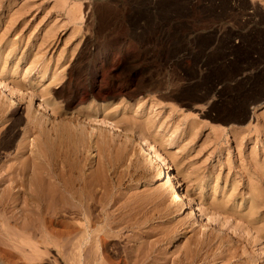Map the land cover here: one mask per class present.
<instances>
[{
	"label": "rangeland",
	"instance_id": "1",
	"mask_svg": "<svg viewBox=\"0 0 264 264\" xmlns=\"http://www.w3.org/2000/svg\"><path fill=\"white\" fill-rule=\"evenodd\" d=\"M216 5L214 0H0V81L18 94L0 92V197L10 190L19 197L0 204V264L78 260L76 250L67 255L48 249L44 192L37 190L42 185L23 182L33 173V162L45 167L43 141L61 124L66 129L57 133L64 140L60 159L76 161L83 177L89 176L90 196H96L92 216L98 221L91 227L101 225L103 212L120 224L124 220L112 230L115 237L102 243L101 262L264 264L259 220L264 189L254 188L264 180L249 179L252 173L243 163L252 158L253 143L240 151L231 132L246 130L257 150L264 139V0H223V9L215 11ZM105 119L115 127L100 128ZM139 137L160 155L163 168L172 169L211 228L196 220L190 228L194 217L173 214L168 196L150 192L135 144ZM37 148L41 155L35 160ZM23 163L25 178L17 173L10 184L8 168H25ZM27 190L37 193L36 207ZM254 193L262 196L254 200L260 212L251 217ZM32 207L44 215L31 211L32 216ZM83 218L71 215L65 221L79 228L88 222Z\"/></svg>",
	"mask_w": 264,
	"mask_h": 264
},
{
	"label": "bare ground",
	"instance_id": "2",
	"mask_svg": "<svg viewBox=\"0 0 264 264\" xmlns=\"http://www.w3.org/2000/svg\"><path fill=\"white\" fill-rule=\"evenodd\" d=\"M209 1V0H207ZM217 2V5L215 6V11L217 9H223V0H214ZM251 1V0H250ZM206 2V1H205ZM211 2V1H210ZM237 3V2H236ZM155 4V3H154ZM213 4V3H212ZM226 4V3H225ZM153 6V5H152ZM235 8V7H234ZM152 9V8H151ZM232 10V9H231ZM220 12V11H219ZM57 43V42H56ZM16 75V74H15ZM17 90V89H16ZM141 90V89H140ZM0 92H4V94L6 93V95H10L11 98L14 97L16 93V91L13 90V88H11L10 86H5L3 85V83H1L0 81ZM18 95V94H17ZM8 96V97H10ZM17 97V96H16ZM17 99V98H16ZM243 99V98H242ZM10 100V99H9ZM31 100V99H30ZM45 102V101H44ZM42 104V103H41ZM252 104V103H251ZM10 105H13V101L10 100ZM40 106V103L38 104ZM47 105H51L49 103H47ZM47 105H45L47 107ZM2 106V105H1ZM44 106V105H43ZM60 106V105H59ZM10 107V106H9ZM42 108V107H41ZM39 108V109H41ZM48 108V107H47ZM2 109V108H1ZM38 109V110H39ZM55 108L52 107L51 105V113L54 115H58V112L54 110ZM107 109V108H106ZM49 110V109H48ZM102 111V110H100ZM105 111H108V110H105ZM245 111V110H244ZM99 112V111H98ZM104 112V110H103ZM102 114V113H101ZM115 114V113H114ZM228 115V114H227ZM246 115V114H245ZM127 116V115H126ZM52 117V116H51ZM65 117V116H64ZM249 117V116H248ZM76 118V117H75ZM77 119V118H76ZM81 119V118H80ZM34 120V119H33ZM74 120V119H73ZM72 120V121H73ZM108 120V119H107ZM28 121V120H27ZM102 121V119H101ZM99 121V122H101ZM65 122V121H64ZM15 123V122H14ZM30 123V122H29ZM33 124L35 122H32ZM70 124V123H68ZM68 124L66 126H68ZM39 125V124H38ZM71 125V124H70ZM80 125V124H79ZM100 125H104L103 128L105 129H109V128H113L115 127L110 121H103L102 124H99L98 126L100 128H102V126ZM116 125V124H115ZM264 125V124H263ZM59 126V125H58ZM64 125L61 124L59 127H55L53 129H51L50 131V134L47 133L48 135H46V138L44 139V143L42 144V146L44 147L43 148V151L45 152L44 153V156H46V158H43V160H45V164L44 162H42L45 167L42 168L40 166H38L37 163L36 165L33 164V160L32 158L30 159L31 160V163L32 165H34V168H32V171L33 173H29L33 176L30 175L29 178H26L25 181H23L24 179H21L23 182H27V186L28 187H32V188H37L36 186H41L42 185V189H37L41 192H44V195H40L41 192H39L38 194L43 197L44 199V203H42L45 207H42L44 208L45 210V216H46V226L43 228L42 231H44V237H45V242H46V245L50 248L48 249H56V251H58L59 253H68L67 255H69V253L73 255V252L74 250L77 251V254L79 255V257H77L78 260H76V262L72 261L74 264H105V260L103 262H101V259L103 258H99L98 255H100V251L99 250H103L102 248V243L108 239V238H112V234H113V238L115 237L114 235V232L112 233V230L115 229V228H118L119 226H121V224H124V220H122L123 222L120 224L119 220L118 219H115L113 216H111L112 214L111 213H105L103 212L104 214H100V216H102L101 218V225H99L98 227L97 226H94V228H92V222L96 223L98 221V219L96 220L94 216H92V214H94L92 211L95 207V204H97V201L96 203H94L95 201V197L93 194H92V197L90 196V194L92 192H88V186L87 185V182H88V177L86 178L83 177V174L85 175V173H83L81 171V167L78 168L79 166H77V163L75 161V163H68V161H66L65 159L61 158L60 159V156L62 153L61 152V148L59 149L58 147L61 145V143L64 142H61V140L59 139L60 137L57 135V133L59 131H61L60 133H63L65 130V126L63 127ZM73 126V125H72ZM234 126V125H233ZM83 127V126H82ZM95 128V126H93ZM118 127V126H117ZM76 128V127H74ZM79 128V127H78ZM84 128V127H83ZM80 127V130L83 129ZM90 129V131H87V133L89 132V135H92L93 134V129ZM97 128V127H96ZM95 128V129H96ZM259 128V126H258ZM66 129V128H65ZM85 129V128H84ZM257 129V128H256ZM261 129V128H260ZM31 130V129H30ZM69 130V129H68ZM71 131V130H70ZM246 131V130H245ZM245 131L243 130H238V129H232V134H233V138H234V142H236V145H237V149H241L244 148L245 144L246 143H253L250 151V157L251 155H255L256 152H258V157H253L250 158V160L247 159V157L245 158L244 157V161L243 163L245 164L244 166H248L247 169L250 171V173H252V176L250 174L249 176V179L251 177L253 178H258L260 177V180H264V139L262 140V143H261V146L260 148L257 150L256 149V145H257V142L255 141V138L253 137L252 139L249 138L247 139V137L249 136H245ZM260 131V130H259ZM258 129L256 130V132H259ZM247 132V131H246ZM69 133V131H68ZM72 133V131H71ZM100 132H98L99 134ZM126 133V132H125ZM64 134V133H63ZM62 134V135H63ZM248 134V133H247ZM263 134V133H262ZM61 135V134H59ZM66 135V134H65ZM101 135V133H100ZM127 135V134H126ZM68 136V135H67ZM84 136V134H83ZM97 135H95L96 137ZM102 136V135H101ZM123 136H124V133H123ZM254 136V134H253ZM11 137V136H10ZM38 137V136H37ZM62 137V136H61ZM71 137V136H70ZM130 137V136H129ZM129 137H125L127 140L130 141V138ZM256 137V136H255ZM97 138V137H96ZM100 138V137H99ZM123 138V137H122ZM69 139V138H68ZM104 139V138H103ZM134 139V138H133ZM132 139V141H133ZM82 140V139H81ZM98 140V139H97ZM101 140V139H100ZM76 141V140H75ZM102 141V140H101ZM131 141V142H132ZM7 142V141H6ZM38 142V140H37ZM77 142V141H76ZM86 142V141H85ZM95 142V141H94ZM99 142V140H98ZM126 142V141H125ZM256 142V143H255ZM8 143H9V140H8ZM36 143V142H35ZM34 143V144H35ZM110 143V142H109ZM134 143V142H133ZM132 143V146L135 147L134 145L137 144V147L139 146V148H141L142 150V166L148 170V173L149 175L147 177H149V180H148V187H151V191L150 192H155V191H160L161 193L165 194V197H167L168 199V202L169 204L171 205V208L173 210V214L174 212L176 213V215L178 214L179 216H183L185 215L186 216H190V219L191 217L193 218L194 221H188L190 228L192 227L193 229V225L195 224L196 226V221L199 222V221H202V222H206L204 224L205 227H209L210 224L208 223L210 221V218L208 217V215H205V214H201L199 212V206L196 205L195 203L192 202V199L188 200V198L186 197L185 193L181 190L180 188V185L176 182V176L174 175V173L172 172V169L168 166V164H165L164 168L163 166L160 164V155H158V153H156V151H154L150 145L146 142V140L142 139V138H138V140H135V144ZM7 144V143H6ZM56 144L58 145L56 147ZM94 144V143H93ZM260 144V143H259ZM70 145V144H69ZM96 145V143H95ZM27 146V145H25ZM34 146V145H33ZM32 146V147H33ZM36 146V145H35ZM67 146V145H66ZM88 146V145H87ZM98 146V145H97ZM104 146V145H103ZM102 146V147H103ZM31 147V148H32ZM37 147V146H36ZM40 147V146H39ZM62 147V145L60 146ZM106 147V146H105ZM110 147V146H109ZM41 148V147H40ZM58 148V149H57ZM64 148V146H63ZM100 148V147H99ZM64 149H67V148H64ZM73 150V147L70 148ZM123 149V148H122ZM26 150V149H25ZM35 150V149H34ZM86 150V149H85ZM103 150V149H102ZM244 150V149H242ZM23 151V150H22ZM38 153H35L34 156H35V160L39 157V154L41 153L39 151V148H37ZM81 151V150H80ZM239 151V150H238ZM248 151V150H247ZM106 152V151H105ZM130 152V151H129ZM70 153V152H69ZM104 153V152H103ZM244 153V152H243ZM33 154V153H32ZM38 154V156H37ZM60 154V156H59ZM65 154V153H64ZM63 154V155H64ZM74 154V153H73ZM127 154V153H126ZM240 154V153H239ZM41 155V154H40ZM75 156L77 154H74ZM243 155V154H242ZM32 156V157H34ZM41 157V156H40ZM63 157V156H62ZM67 158V156H65ZM72 157V156H71ZM242 157V156H241ZM249 157V156H248ZM261 157V158H260ZM74 158V157H73ZM141 157L139 156V159ZM240 158V157H239ZM18 159V158H17ZM40 159V158H38ZM60 159V160H59ZM68 159H70L69 155H68ZM76 159V157H75ZM78 159V157H77ZM76 159V160H77ZM82 159V158H81ZM80 159V161H81ZM263 159V160H262ZM71 160V159H70ZM74 160V159H73ZM102 160V159H101ZM137 160V159H136ZM242 160V159H241ZM38 161V160H37ZM61 161V162H59ZM79 161V159L77 160ZM83 161V160H82ZM109 161V160H108ZM123 161V160H122ZM141 161V160H139ZM29 159L25 162L26 164H28ZM73 162V161H72ZM94 162V161H93ZM114 162V161H113ZM116 162V161H115ZM163 161H161L162 163ZM23 163V164H25ZM30 163V164H31ZM68 163V164H67ZM102 163V162H101ZM165 163V161H164ZM242 163V164H243ZM25 164V168H24V165H20L22 168L21 169H17L16 167L14 166H10L8 168L9 170V174L13 177H11V179H9L10 181V184L12 183H15V180H18V179H15L14 177H18L16 174H20L22 176H25L26 175H23L24 174V171L26 170V165ZM104 164V163H103ZM115 164V163H114ZM241 164V165H242ZM78 165H79V162H78ZM137 165V163H136ZM135 166V165H134ZM1 167V166H0ZM18 167V166H17ZM29 167V166H28ZM180 167V166H179ZM4 168V167H3ZM101 168V167H100ZM7 169V168H6ZM25 169V170H24ZM84 169V168H83ZM103 169V168H102ZM31 170V169H30ZM36 170V171H35ZM110 170V169H109ZM183 170V169H182ZM240 170V169H239ZM27 171V170H26ZM31 171V172H32ZM101 171V169L99 170ZM106 171V169H105ZM184 171V170H183ZM248 171V172H249ZM261 172L260 175H258L259 173L257 172ZM228 172V171H227ZM26 173V172H25ZM246 173V172H245ZM21 176V177H22ZM29 176V175H27ZM91 176V175H90ZM20 177V176H19ZM20 177V178H21ZM92 177V176H91ZM95 177H97L95 175ZM4 179V178H3ZM88 179V180H86ZM103 179V178H102ZM91 180V178H90ZM100 180V179H99ZM104 180V179H103ZM212 180V179H211ZM4 181V180H2ZM96 181V179H95ZM8 182V183H9ZM39 182V183H37ZM262 182V181H261ZM28 183L30 185H28ZM90 184V182H88ZM96 183V182H94ZM102 183V182H100ZM263 183V182H262ZM256 184L257 186H254V188H259L262 190L264 189V185L263 184ZM9 184V185H10ZM92 184V183H91ZM20 185V184H19ZM97 185V184H96ZM25 186V185H24ZM26 186V188H28ZM12 186L10 185V188ZM93 187V185L91 186V188ZM98 187V186H97ZM15 188H18V187H15ZM24 188V187H23ZM250 188V187H249ZM251 188H252V185H251ZM13 189V188H11ZM98 189V188H97ZM100 189V188H99ZM25 190V189H24ZM111 190V189H110ZM148 190V189H147ZM237 190V189H236ZM254 190V189H253ZM261 190V192H262ZM29 191V193H24L25 196H27L28 198V195H30V198H34V201L33 199H30L34 202V206L36 207V204H38L40 201H39V198L36 194H33L35 193V191L33 192H30V190H27ZM99 191V190H98ZM258 191V189H257ZM4 192V191H3ZM9 191H5L4 193H7ZM16 192V191H15ZM26 192V191H25ZM37 192V191H36ZM1 193V192H0ZM10 193L11 194H4L2 193V196L0 197V204H2L3 206L5 205V202L8 201V202H11L12 204L15 203L17 200H18V195H14L12 194L11 190H10ZM18 193V192H17ZM23 194V196H24ZM28 194V195H27ZM157 194V193H156ZM160 194V193H159ZM162 194V195H163ZM112 195V194H111ZM7 196V197H6ZM94 196V198H93ZM188 196V195H187ZM250 196V199L252 198V201H250V205H252L253 209L251 211V217H253L254 215L256 216V214H258L259 211V206L258 204H255L254 203V200L256 198H259V196L261 197V193L258 195H256L255 193L254 194H249ZM189 197V196H188ZM25 198V197H24ZM85 198H87L89 200L90 203H86L85 201ZM102 198V194H101V197H99V199ZM107 198V197H106ZM152 198V197H151ZM150 198V199H151ZM38 202H37V200ZM129 199V198H128ZM133 199V198H132ZM145 199V198H144ZM30 200H27L26 201H30ZM97 200H98V197H97ZM35 201L37 202L35 204ZM99 204L101 203L100 200H98ZM109 201V200H108ZM148 201V200H147ZM150 201V200H149ZM155 201V200H154ZM166 201V200H165ZM258 201V200H257ZM25 202V203H27ZM31 202V201H30ZM33 202H32V205H33ZM93 202V204H92ZM115 202V201H114ZM152 202V201H151ZM263 203V202H262ZM21 204V203H20ZM149 204V203H148ZM261 204V203H260ZM27 205V204H26ZM31 205V203H29V206ZM98 205V204H97ZM125 205V204H124ZM249 205V203H248ZM38 206V205H37ZM108 206V204H107ZM122 206V205H121ZM127 206V205H126ZM39 207V206H38ZM37 207V208H38ZM41 207V206H40ZM109 207V206H108ZM112 207V206H111ZM119 207V206H118ZM261 207V206H260ZM8 209V208H7ZM16 209V208H15ZM35 209V208H34ZM33 207H32V210L30 209L29 213L32 211L34 214H37L36 216H38L39 214H42L44 215V212H42L40 209H38V212L35 210V213L33 210ZM121 209V208H120ZM123 209V208H122ZM134 209V208H133ZM139 209V208H138ZM163 209V208H162ZM18 210V208H17ZM102 210V209H100ZM106 210V209H105ZM115 210V209H114ZM160 210V209H159ZM171 210V211H172ZM1 211V210H0ZM28 211H26V213H28ZM41 211V212H40ZM7 212V211H6ZM121 212V211H120ZM150 212V211H149ZM152 212V211H151ZM28 213V214H29ZM33 213L31 214L33 216ZM159 213V212H158ZM162 213V212H161ZM204 213V212H203ZM211 213V212H210ZM263 213L262 211L259 213L260 214V218L259 220L261 221H264V214H261ZM25 214V213H24ZM152 214V213H151ZM166 215L168 213H165ZM11 215V214H10ZM29 215V217L31 216ZM71 215H74V216H77V215H80V216H83L85 218L86 216V219L88 220V222H86L85 224H82L81 227H77V226H73V225H70L69 223H67L65 220L66 218H70ZM96 215V214H95ZM124 215V214H123ZM134 215V214H133ZM156 215V214H155ZM22 216V215H21ZM24 216V215H23ZM22 216V217H23ZM149 216V215H148ZM169 216V215H168ZM178 216V217H179ZM21 217V218H22ZM28 217V216H27ZM40 217V216H39ZM89 217H90V220L89 221ZM120 217V216H119ZM122 217V216H121ZM161 217V216H160ZM164 217V216H163ZM80 218V217H79ZM84 218L82 220H84ZM14 219V218H13ZM23 219V218H22ZM27 219V218H26ZM36 219H39L36 217ZM100 219V218H99ZM137 219V218H136ZM148 219V218H147ZM189 219V218H188ZM40 220V219H39ZM80 220V219H79ZM118 220V221H116ZM196 220V221H195ZM37 221V220H35ZM78 221V219H77ZM81 221V220H80ZM85 221V220H84ZM212 221V220H211ZM28 222V220H27ZM130 222V221H129ZM138 222V221H137ZM200 222V224L202 223ZM9 223V222H8ZM93 223V224H94ZM218 223V222H217ZM1 224V223H0ZM81 224V223H80ZM129 224V223H128ZM198 224V223H197ZM4 225V224H3ZM139 225V224H138ZM123 226V225H122ZM128 226V225H127ZM200 226V225H199ZM198 226V227H199ZM203 226V225H202ZM253 226V225H252ZM9 227V226H8ZM33 227V226H32ZM149 227V226H148ZM185 227V226H184ZM4 228V227H3ZM37 229V227H35ZM202 228V227H200ZM211 228V226H210ZM216 228V227H215ZM222 228V227H221ZM263 228V227H262ZM33 229V228H32ZM128 229V228H127ZM198 229V228H197ZM202 229H205V228H202ZM201 229V231H202ZM207 229V228H206ZM5 230V229H4ZM30 230V229H29ZM119 230V229H118ZM129 230V229H128ZM140 230V229H139ZM209 230V229H208ZM219 230V229H218ZM222 230V229H220ZM3 231V230H2ZM117 231V230H116ZM133 231V230H132ZM175 231V230H174ZM252 231V230H251ZM28 232V231H27ZM36 232V231H35ZM181 232V231H180ZM203 232V231H202ZM216 232V231H214ZM220 232V231H219ZM10 233V232H9ZM125 233V232H124ZM131 233V232H129ZM134 233V231H133ZM248 233V232H247ZM255 233V232H254ZM29 234V233H28ZM42 234V233H41ZM167 234V232H166ZM38 235V234H37ZM191 235V234H190ZM202 235V234H201ZM204 235H205V232H204ZM239 235V234H238ZM28 236V235H27ZM162 236V235H161ZM168 236V235H167ZM137 237V236H136ZM171 237V236H170ZM207 237V236H206ZM215 237V236H214ZM257 237V236H256ZM124 238V237H123ZM129 238V237H127ZM140 238V237H139ZM211 238V237H210ZM42 239V238H41ZM259 239V238H258ZM44 240V238H43ZM132 240V239H131ZM248 240V239H247ZM123 241V240H122ZM128 241V240H127ZM241 241V240H240ZM44 242V241H43ZM125 242V241H124ZM162 242V241H161ZM197 242V241H196ZM200 242V241H199ZM229 242V241H228ZM248 242V241H247ZM250 242V241H249ZM107 243V242H106ZM220 243V242H219ZM41 244V243H40ZM157 244V243H156ZM195 244V243H194ZM227 245V244H226ZM134 246V245H133ZM186 246V245H185ZM203 246V245H202ZM207 246V245H206ZM228 246V245H227ZM107 247V246H106ZM135 247V246H134ZM149 247V245L147 246ZM153 247V246H152ZM189 247V246H188ZM197 247V246H196ZM230 247V246H229ZM184 248V247H183ZM192 248V247H191ZM149 249V248H148ZM211 249V248H210ZM150 250V249H149ZM233 250V249H232ZM216 251V250H215ZM227 251V250H226ZM217 252V251H216ZM244 252V251H243ZM89 253H93L91 256V258H87V255ZM135 253V251H134ZM148 253V252H147ZM199 253V252H198ZM236 253V252H235ZM104 254V252H103ZM185 254V253H184ZM224 254V253H223ZM85 255V256H84ZM132 255V254H131ZM145 255V254H144ZM152 255V254H151ZM214 255V254H213ZM101 256V255H100ZM126 256V255H125ZM221 256V255H220ZM69 257V256H68ZM138 257V256H137ZM53 258V257H52ZM222 259V258H221ZM73 260V258H72ZM177 260V259H176ZM206 260V259H205ZM181 261V260H180ZM69 262V259L67 261V263ZM125 262V261H124ZM174 262V261H173ZM108 263V262H107ZM130 263V262H129ZM69 264V263H68ZM167 264V263H166Z\"/></svg>",
	"mask_w": 264,
	"mask_h": 264
}]
</instances>
